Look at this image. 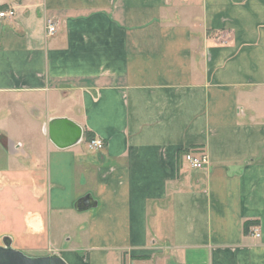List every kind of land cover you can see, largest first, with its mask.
Returning <instances> with one entry per match:
<instances>
[{
    "label": "crops",
    "instance_id": "crops-1",
    "mask_svg": "<svg viewBox=\"0 0 264 264\" xmlns=\"http://www.w3.org/2000/svg\"><path fill=\"white\" fill-rule=\"evenodd\" d=\"M0 9L15 10L0 19V244L67 264H264V0ZM58 117L80 142H52ZM198 149L210 162L193 169Z\"/></svg>",
    "mask_w": 264,
    "mask_h": 264
},
{
    "label": "water",
    "instance_id": "water-1",
    "mask_svg": "<svg viewBox=\"0 0 264 264\" xmlns=\"http://www.w3.org/2000/svg\"><path fill=\"white\" fill-rule=\"evenodd\" d=\"M49 136L60 148L72 146L82 140L83 128L66 117L52 118L49 122ZM96 204L92 195L87 194L76 203L78 210H85ZM0 264H67L58 254L30 256L12 246L11 241L0 244Z\"/></svg>",
    "mask_w": 264,
    "mask_h": 264
},
{
    "label": "built area",
    "instance_id": "built-area-1",
    "mask_svg": "<svg viewBox=\"0 0 264 264\" xmlns=\"http://www.w3.org/2000/svg\"><path fill=\"white\" fill-rule=\"evenodd\" d=\"M14 15V9H0V19L12 18ZM47 31L49 35L54 34L56 32V26L52 19L48 20ZM86 145L90 151H100L104 149L106 141L100 136H94L93 138L86 140ZM184 159L193 169L204 168L210 162L208 153L204 150L187 152L184 155ZM255 235L260 236V229L257 227L255 228ZM130 264L136 263L131 262Z\"/></svg>",
    "mask_w": 264,
    "mask_h": 264
},
{
    "label": "trees",
    "instance_id": "trees-1",
    "mask_svg": "<svg viewBox=\"0 0 264 264\" xmlns=\"http://www.w3.org/2000/svg\"><path fill=\"white\" fill-rule=\"evenodd\" d=\"M93 137H94V135L91 134L89 131L86 132V140H89V139H91ZM199 150H202V149H198L197 151H199ZM187 152H189V150H185L184 154L187 153ZM181 153H182V151L180 150V154ZM254 223L255 222L253 220H247V221H245V223H244V229H245V231L246 232L249 231V229L251 228L252 224H254Z\"/></svg>",
    "mask_w": 264,
    "mask_h": 264
}]
</instances>
